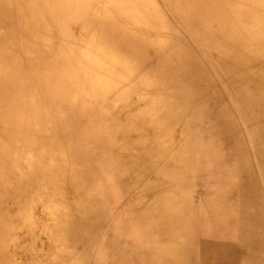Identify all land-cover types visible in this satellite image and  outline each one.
<instances>
[{"label":"bare ground","instance_id":"1","mask_svg":"<svg viewBox=\"0 0 264 264\" xmlns=\"http://www.w3.org/2000/svg\"><path fill=\"white\" fill-rule=\"evenodd\" d=\"M25 123L52 264H264V0H0V173Z\"/></svg>","mask_w":264,"mask_h":264},{"label":"rangeland","instance_id":"2","mask_svg":"<svg viewBox=\"0 0 264 264\" xmlns=\"http://www.w3.org/2000/svg\"><path fill=\"white\" fill-rule=\"evenodd\" d=\"M51 98H40L36 110L38 114H45L51 107ZM36 106V105H35ZM33 109V108H32ZM36 110L26 112L30 121H36ZM14 130L16 129L15 126ZM27 127H30L28 132ZM18 135L13 139H6L5 149L8 150L10 159L0 173L5 180L0 189V198L6 200L7 206L0 203L10 211L4 224H0V245L4 248L6 257L0 259L2 264H52L53 249H59L56 241L61 225L69 223L67 218L59 214L58 209L48 202L51 189V177L41 174L39 168L34 166L42 159L43 135L36 124L20 126ZM17 136V135H16ZM29 182L26 188L5 195L8 186L13 180ZM16 188V187H14ZM11 189V188H10ZM7 194V192H6ZM67 202L69 197L64 194ZM57 244V245H53Z\"/></svg>","mask_w":264,"mask_h":264}]
</instances>
